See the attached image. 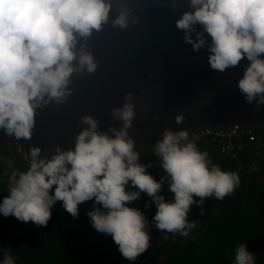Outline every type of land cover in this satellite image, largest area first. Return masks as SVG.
Masks as SVG:
<instances>
[{"label": "clouds", "instance_id": "9594fccd", "mask_svg": "<svg viewBox=\"0 0 264 264\" xmlns=\"http://www.w3.org/2000/svg\"><path fill=\"white\" fill-rule=\"evenodd\" d=\"M178 3L170 0L169 6L175 9ZM112 9V0H0V129L6 136L30 140L37 110L53 102L64 104L74 91L73 76L96 71L98 61L88 43L94 33L109 23L123 30L139 22L126 0H118L114 17ZM175 25L194 52L207 51L213 71L223 73L246 59L238 90L248 104L264 105V0H188V9ZM134 98L128 92L122 105L112 109L119 127L109 125L104 131L97 118L83 115L81 123L86 126L68 149L57 145L42 156L41 147L31 146L28 157L16 144L0 145V160L11 172L0 214L46 226L57 201L73 217L79 215L80 204L94 201L87 211L93 228L110 235L121 255L133 262L151 246L149 225L189 236L197 226L196 220H188L191 206H200L204 215L205 199L231 195L240 177L214 164L187 130L165 128L151 149L164 170L156 180L146 170L152 162H140L141 153L129 133L136 115ZM184 119L182 112L175 116L177 124ZM256 149L264 153L258 142ZM16 162L27 169L15 170ZM165 182L173 200L160 194ZM141 193L156 205L150 221L132 206ZM144 206L151 204L145 201ZM16 259L10 248H4L2 264H15ZM255 260L244 243L236 247L234 264Z\"/></svg>", "mask_w": 264, "mask_h": 264}, {"label": "water", "instance_id": "95a60500", "mask_svg": "<svg viewBox=\"0 0 264 264\" xmlns=\"http://www.w3.org/2000/svg\"><path fill=\"white\" fill-rule=\"evenodd\" d=\"M111 16L118 14L112 0ZM139 22L121 30L111 23L89 40V51L98 61L92 74L73 76L74 89L68 100L38 109L30 140L8 137L0 129V143L16 144L29 157L30 147L39 146L48 155L55 146L72 139L86 125L81 117L91 114L99 128L120 126L112 117L125 94H135V118L130 135L135 149H152L165 128L188 132L202 128L234 126L264 129V105L248 104L238 90V79L248 64L246 59L225 72L211 70L206 50L194 52L182 40L175 20L188 9V0H179L175 9L170 0H126ZM185 119L177 124L175 116ZM158 115L159 119H153Z\"/></svg>", "mask_w": 264, "mask_h": 264}, {"label": "trees", "instance_id": "16d2710c", "mask_svg": "<svg viewBox=\"0 0 264 264\" xmlns=\"http://www.w3.org/2000/svg\"><path fill=\"white\" fill-rule=\"evenodd\" d=\"M256 145V141L245 140L236 159L223 155L210 137L200 140L197 146L208 152L214 164L239 175V186L223 200L206 198L204 215H201L200 206L194 203L188 220H196L197 226L187 237L160 232L149 225L151 246L134 262L121 255L110 235L93 228L87 211L94 201L80 204L77 217L69 214L62 202L57 201L46 226L0 214V264L4 248H10L17 258L15 264H234L235 249L241 243L255 255V264H264V153L257 152ZM61 146L68 149L73 146V141ZM140 153V162L145 165L152 162L153 167L146 170L160 180L164 170L159 166L158 157L151 149ZM4 163L0 160V202L8 194L11 176ZM18 164H14L15 170L27 169H21ZM160 194L166 200L174 199L166 182ZM194 200L199 197L194 196ZM145 201L151 206L145 208ZM132 206L139 208L148 221L156 212L155 203L146 193H141Z\"/></svg>", "mask_w": 264, "mask_h": 264}, {"label": "built area", "instance_id": "2783aa9c", "mask_svg": "<svg viewBox=\"0 0 264 264\" xmlns=\"http://www.w3.org/2000/svg\"><path fill=\"white\" fill-rule=\"evenodd\" d=\"M188 133L190 139L196 144L200 140L210 137L218 144L222 154H228L231 157H236L237 153L243 149L244 139L257 141L258 149L264 152V131H258L251 127L202 128Z\"/></svg>", "mask_w": 264, "mask_h": 264}]
</instances>
